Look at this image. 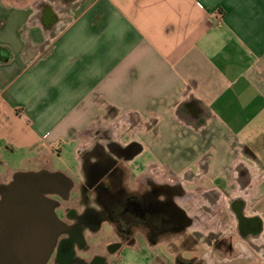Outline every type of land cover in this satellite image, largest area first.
<instances>
[{
  "label": "crops",
  "instance_id": "1",
  "mask_svg": "<svg viewBox=\"0 0 264 264\" xmlns=\"http://www.w3.org/2000/svg\"><path fill=\"white\" fill-rule=\"evenodd\" d=\"M129 118L221 237L204 263L264 264V0H0V187Z\"/></svg>",
  "mask_w": 264,
  "mask_h": 264
},
{
  "label": "flooded vegetation",
  "instance_id": "2",
  "mask_svg": "<svg viewBox=\"0 0 264 264\" xmlns=\"http://www.w3.org/2000/svg\"><path fill=\"white\" fill-rule=\"evenodd\" d=\"M139 123L130 118L124 124L120 119L106 120L92 134V146L81 153L76 177L69 176L73 182L69 197L49 194L66 231L59 236L48 263L105 264L101 255L90 252L92 239L105 224L117 236L118 241L111 246L114 251L132 245L135 233L141 231L152 243L167 240L176 250L197 251L189 259L178 254L176 264H205L204 254L210 248L222 253L221 237L211 229L205 233L200 228V215L189 213L192 206L187 202L183 179L163 164L160 173L152 163L135 164L145 150L139 139ZM145 169L150 172L145 174ZM186 175L189 178L194 173ZM204 200L201 209L209 211L214 193L206 192ZM239 220L246 233L257 231L255 220ZM176 237L179 248L173 242ZM200 251L204 252L199 255ZM85 254L91 256L90 261Z\"/></svg>",
  "mask_w": 264,
  "mask_h": 264
},
{
  "label": "water",
  "instance_id": "3",
  "mask_svg": "<svg viewBox=\"0 0 264 264\" xmlns=\"http://www.w3.org/2000/svg\"><path fill=\"white\" fill-rule=\"evenodd\" d=\"M72 179L47 169L17 172L0 187V264H48L66 224L49 194L67 199Z\"/></svg>",
  "mask_w": 264,
  "mask_h": 264
},
{
  "label": "rangeland",
  "instance_id": "4",
  "mask_svg": "<svg viewBox=\"0 0 264 264\" xmlns=\"http://www.w3.org/2000/svg\"><path fill=\"white\" fill-rule=\"evenodd\" d=\"M77 161L78 158L74 144L63 145L58 151L53 152L51 171H61L75 178L77 172L76 167L78 166ZM142 161L143 158L141 157L140 160L135 161V164L142 163L144 165ZM189 196L193 200L196 198L194 193L189 194ZM188 208L189 213L193 215L194 210L190 207ZM117 241V236L113 228L109 224H105L101 232L92 239L91 243L93 247L90 252L101 255L105 259V264H176L178 254H182L183 257L188 259L197 254V251L176 250L167 243V240L152 243L146 234L141 231L135 233V241L132 245H123L119 250L114 251L111 246ZM173 242L179 248L180 240L177 237L173 239ZM201 252L204 251H200L199 255ZM84 257L89 261L91 260V256L87 254ZM48 264L56 263L51 261Z\"/></svg>",
  "mask_w": 264,
  "mask_h": 264
}]
</instances>
